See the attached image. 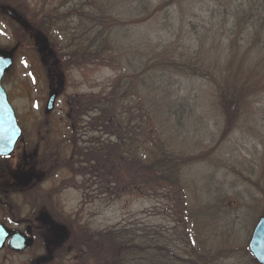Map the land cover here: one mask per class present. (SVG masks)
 I'll list each match as a JSON object with an SVG mask.
<instances>
[{"label": "rangeland", "instance_id": "374dc122", "mask_svg": "<svg viewBox=\"0 0 264 264\" xmlns=\"http://www.w3.org/2000/svg\"><path fill=\"white\" fill-rule=\"evenodd\" d=\"M166 1L143 3L157 7ZM205 1L184 3L173 9L175 18L184 22L180 43L175 46L181 48L189 40L198 38V33H205L204 25L212 21ZM108 2L113 9V19L120 21V26L110 31L115 50L134 55L141 45L170 38L171 29L169 33L161 25L163 14L156 22L135 25L132 22L136 19L133 10L138 7L137 0ZM82 3L77 0H0V53L18 47L3 86L27 143L32 149L39 145L40 170L46 173L38 189L41 203L52 205V220L64 235L60 248L48 246L46 251L40 243L41 255L51 252L53 257L52 262L40 264H98L93 250L97 243L104 247L110 238L125 253V264H257L249 251V243L257 222L264 217L261 192L264 184L260 181L264 136L258 135L260 129L264 130V120H260L264 115V94L254 104L255 131L234 132L209 160L188 172L182 187L166 186L148 194L132 188L112 199L100 192L95 185L96 177L86 165H75L74 169L66 166L65 160H75L76 150L77 155H82L84 150L94 147L96 141L104 144L119 140L93 131L90 115L71 114V111L76 113L72 98L76 102L86 97L104 98L123 72L134 69L124 61L106 66L99 61L81 63L70 57L75 48L70 46L72 36L85 39L82 31L85 29L92 34L91 28H94L86 19L81 21ZM89 10L86 8L84 12ZM13 12L29 27H21L13 20ZM189 21L196 25L195 30ZM26 29L29 33H25ZM94 31L93 34L103 30ZM38 34L46 40L47 50L55 53L56 67H52V73L42 65L46 54L40 52ZM68 55L64 65L61 57L68 58ZM176 85L181 94L200 98L203 119L194 124L197 132L177 137L167 132L169 138H173L175 146H180L182 141V149L191 155L215 149L220 136L216 127L219 121L212 110L209 88L194 79H180ZM55 91L58 97L54 108L47 112L48 101ZM146 104L149 105V100L143 106ZM118 106V119L130 116L133 132L128 134L130 130L126 129L120 132L126 134L131 150L135 151L143 141V138L137 139L138 126L144 125L143 131L152 127L149 116L145 110L139 111L142 104L139 107L136 97L125 101V106L123 103ZM70 114L75 116V123ZM79 162L80 159L75 160ZM127 177L130 179L131 174ZM73 235L80 242H71L69 237ZM89 237L91 240L84 242ZM68 243H73L72 250H67Z\"/></svg>", "mask_w": 264, "mask_h": 264}, {"label": "trees", "instance_id": "16d2710c", "mask_svg": "<svg viewBox=\"0 0 264 264\" xmlns=\"http://www.w3.org/2000/svg\"><path fill=\"white\" fill-rule=\"evenodd\" d=\"M77 1L84 2L81 4V21L86 19L94 28H91L92 34L85 29L82 31L85 39L72 36L70 46L75 48L68 58L61 57V62L65 65L70 56L77 62L99 61L106 66L124 61L134 68L131 72H123L104 98L86 97L77 102L72 98L71 101L76 110L71 114L90 115L93 131L105 137L119 138L113 143L96 141L94 147L84 150L82 155H77L76 150L74 159H80L79 163L64 161L69 169L86 165L96 177L95 185L102 194L116 199L132 188L148 194L166 186L182 187L188 172L209 160L234 132L255 131L254 104L264 94V0H206L204 4L209 7L211 23L204 25L205 33H198V38L189 40L181 48L175 45L180 43L184 22L175 18L173 9L197 0H167L157 7L143 3L146 0H137L138 7L133 10L136 19L132 24L156 22L163 14L161 25L169 33L171 29V36L168 41L141 45L134 55L114 49L110 31L118 28L120 21L113 19L108 0ZM86 8H90L89 12H84ZM189 22L195 30L196 25ZM99 28L103 31L93 34ZM180 79L198 80L209 88L212 110L219 121L216 127L220 136L216 148L201 155L188 154L181 147L182 141L180 146L176 143L175 146L173 138L167 134L170 132L177 137L182 133L197 132L194 124L203 119L200 98L197 95L187 97L176 88ZM132 97L138 99L139 107L142 104L139 111L145 110L152 124L144 131V125L138 126L137 139L143 138V141L135 151L131 150L126 134L120 132L123 129L130 130L128 134L133 132L130 116L117 118L118 105L123 103L125 106V101ZM147 100L149 105L144 107ZM71 114L75 123L76 118ZM260 120H264V115ZM73 129L77 133L75 126ZM262 131L260 129L258 135L264 136ZM260 170V181L264 184V153ZM261 192L264 198V185ZM254 201L258 202L257 199ZM69 240L76 244L78 238L69 237ZM84 240L88 243L91 238ZM73 243L67 245L73 247ZM97 244L93 251L99 259L98 264H125V253L113 239L106 240L104 247Z\"/></svg>", "mask_w": 264, "mask_h": 264}, {"label": "flooded vegetation", "instance_id": "af4514ba", "mask_svg": "<svg viewBox=\"0 0 264 264\" xmlns=\"http://www.w3.org/2000/svg\"><path fill=\"white\" fill-rule=\"evenodd\" d=\"M11 16L21 27H29L14 12ZM24 31L29 33L27 29ZM38 36H41L40 52L46 54L42 53L45 56L42 65L52 73V67H56L53 60L55 53L47 50V44L44 46L46 40L43 35ZM55 92L53 95H58ZM31 147L23 131L12 155L0 157V264L52 262L51 252L47 256L41 255L40 243L46 251L48 246L60 248L61 237L64 236L52 220V205L41 203L38 189L41 177H46V173L40 170L39 145L33 149ZM43 218H48L50 224L44 222ZM72 237L76 238V235ZM67 250H72V246L67 245Z\"/></svg>", "mask_w": 264, "mask_h": 264}, {"label": "water", "instance_id": "95a60500", "mask_svg": "<svg viewBox=\"0 0 264 264\" xmlns=\"http://www.w3.org/2000/svg\"><path fill=\"white\" fill-rule=\"evenodd\" d=\"M18 47L8 53H0V157L10 156L22 137V129L18 124L16 113L10 104L8 93L3 87L5 73L13 64V56ZM57 95H53L48 103L47 112H51ZM50 224L48 218H43ZM249 251L257 264H264V217L256 224L249 243Z\"/></svg>", "mask_w": 264, "mask_h": 264}]
</instances>
